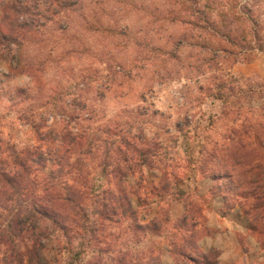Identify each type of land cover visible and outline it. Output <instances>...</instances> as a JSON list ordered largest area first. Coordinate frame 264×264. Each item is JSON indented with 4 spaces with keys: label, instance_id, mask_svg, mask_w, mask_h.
Returning <instances> with one entry per match:
<instances>
[{
    "label": "rangeland",
    "instance_id": "obj_1",
    "mask_svg": "<svg viewBox=\"0 0 264 264\" xmlns=\"http://www.w3.org/2000/svg\"><path fill=\"white\" fill-rule=\"evenodd\" d=\"M260 85L264 0H0V162L9 169L18 154L45 177L80 159L87 196L124 187L148 226L122 217V204L113 207L117 215L99 218L97 237L65 236L46 220L41 233L31 228L14 237L5 223L18 210L12 216L14 201L4 196L0 264H28L19 261L26 245L43 252L45 264H199L203 253L214 264H264L248 218L229 209L238 188L218 177L222 166L203 149L236 108L259 112L264 99L244 95ZM65 128L95 136L93 153L83 154L85 137L72 145L52 137ZM119 130L130 141L142 134L154 148L163 142L164 151L135 169L122 163L120 177L111 163L127 147L114 135ZM187 131L189 154L180 136ZM55 156L62 168L51 164ZM171 169L178 179L166 173Z\"/></svg>",
    "mask_w": 264,
    "mask_h": 264
},
{
    "label": "trees",
    "instance_id": "obj_2",
    "mask_svg": "<svg viewBox=\"0 0 264 264\" xmlns=\"http://www.w3.org/2000/svg\"><path fill=\"white\" fill-rule=\"evenodd\" d=\"M263 87L264 85L258 86L257 89L253 86L247 87L244 96L258 94L259 98L263 100L264 95L261 94ZM226 88L229 93H232L230 86H226ZM242 92L243 90L238 89L237 94L240 95ZM230 108H235V106ZM234 111L235 116L232 118L230 124H226L225 128L222 127L223 130L218 133L219 137L210 144L211 147L206 148L204 146L203 149L205 156H210L211 160L216 158V161L222 166L217 173L218 177L225 176V178H228L238 188L237 192L232 196L233 203H231L229 209L239 208L248 218L249 232L256 235L260 247L264 249V105L262 107L260 106L258 109L259 112L256 111L254 114L241 112L238 108ZM202 128L205 131V125ZM110 129L109 127L107 131H110ZM121 132V130L114 132V135L123 137L124 140L122 142H126L127 147L119 156L116 155L112 159L115 162H111L114 165L115 173H118L120 177L122 176V171L120 170L122 163H125L123 167L127 169L131 167L135 169L144 164H148L150 158L157 155L158 148L164 151L165 145L163 142L159 145L161 147L154 148V142L152 140L149 143L145 142L142 134H138L137 136L133 135L135 140L130 141L126 138L129 136V133ZM204 135L206 140L209 139L210 135L208 132H204ZM180 136H182L181 144L182 142L187 144L185 151L189 154L192 149V143H190L191 134L187 131L181 133ZM52 137L57 138V140L58 138L68 140L71 145L85 137L87 138L88 147L82 153H93V148H90V145L93 143L95 136H91L88 133H75L65 128L59 134L53 133ZM52 149L50 148V151L47 153L52 152L53 155H57V148ZM163 151L161 152L164 155L163 158H167L168 156ZM79 160L76 161L77 163L67 161V165H70L68 170H59L58 174L54 175L50 173L45 177L34 174L28 168L33 166V164H29L21 156L18 158V154L12 159L13 166L9 169L5 167L4 162H0V166H2L0 168V206L4 207L2 197L5 196V200L14 201L13 204L8 206L9 211L15 210L12 216L18 210L16 217L5 223L10 229L14 228L11 236L15 237L18 231L24 233L31 228L41 233L39 228L42 227L45 229L48 227L44 223V220H46L53 225L54 229H57L65 236L70 231L75 237L87 233H90L92 237H97L100 235L99 227L102 226L99 218L117 215L120 212H117V209H113V207L115 205H120L121 207L122 204H124L123 210L121 211L122 217H126V215L131 217L139 227H145L147 225L139 222L137 211L135 208H132L130 204L131 198L127 195L124 187L116 189L117 191L110 189L104 195L97 194L95 189H93L90 196H87L82 173L77 167ZM207 160L208 158L203 161L208 162L209 160ZM50 161L52 165H57L59 168H62L60 159L56 156L53 158V161ZM158 161H162V158L160 157ZM103 164L104 167H102L104 170L109 164V161L105 160ZM74 169H76V172H74ZM11 170H13L12 173L10 172ZM173 171L171 169L170 172L167 171L166 173H170L178 179L179 175L176 174L175 170ZM32 174L35 176L29 179ZM163 174H165V170H163ZM164 181L169 182L167 178ZM168 182L162 185V190L166 188ZM20 186H22L21 189ZM177 190L180 194L184 193L181 189L177 188ZM115 192L118 193L115 194ZM16 193L17 195L15 196ZM21 196L23 201L27 200L29 203L22 202L20 200ZM224 196L229 197L226 194ZM118 197L120 198L119 200L117 199ZM23 205L24 207H22ZM28 219L31 222H28ZM1 235L2 237L7 235L5 230ZM41 241L38 240L35 242V245L40 248L43 247ZM33 247L35 246H24L25 251L19 254V258L21 259L19 261H26L28 264H45L46 261L43 252H39L38 254L31 253V248ZM181 252H185V249L181 248ZM211 256L210 254L203 253V263L199 264H214Z\"/></svg>",
    "mask_w": 264,
    "mask_h": 264
},
{
    "label": "crops",
    "instance_id": "obj_3",
    "mask_svg": "<svg viewBox=\"0 0 264 264\" xmlns=\"http://www.w3.org/2000/svg\"><path fill=\"white\" fill-rule=\"evenodd\" d=\"M243 65H245V64H243ZM184 189H185V190H189V189H191V187L188 186V188H184ZM181 207H184V204H183V205L181 204ZM183 211H184V208L181 209V212H179V214L183 213ZM179 214H178V215H179ZM212 225H213V224H212ZM213 227H216V226L213 225Z\"/></svg>",
    "mask_w": 264,
    "mask_h": 264
}]
</instances>
